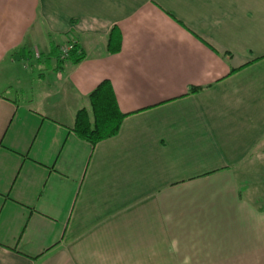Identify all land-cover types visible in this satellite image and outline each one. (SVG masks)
Listing matches in <instances>:
<instances>
[{"label": "crops", "instance_id": "obj_1", "mask_svg": "<svg viewBox=\"0 0 264 264\" xmlns=\"http://www.w3.org/2000/svg\"><path fill=\"white\" fill-rule=\"evenodd\" d=\"M262 160L264 0H0V264H264Z\"/></svg>", "mask_w": 264, "mask_h": 264}, {"label": "trees", "instance_id": "obj_2", "mask_svg": "<svg viewBox=\"0 0 264 264\" xmlns=\"http://www.w3.org/2000/svg\"><path fill=\"white\" fill-rule=\"evenodd\" d=\"M109 45L113 54L121 50L122 37L117 30L112 32ZM84 58L85 56L78 47H75L69 57L75 64L80 63ZM241 69L232 70L231 74ZM199 91L201 90L193 88L188 95L196 94ZM89 101L90 111L83 109L76 115L74 132L80 139L95 147L100 142L116 137L128 115L122 113L110 81L102 82L90 95Z\"/></svg>", "mask_w": 264, "mask_h": 264}, {"label": "built area", "instance_id": "obj_3", "mask_svg": "<svg viewBox=\"0 0 264 264\" xmlns=\"http://www.w3.org/2000/svg\"><path fill=\"white\" fill-rule=\"evenodd\" d=\"M76 45L75 44H71V45H68L66 47H64L62 50H61V59L62 60H68L71 53L74 51Z\"/></svg>", "mask_w": 264, "mask_h": 264}, {"label": "rangeland", "instance_id": "obj_4", "mask_svg": "<svg viewBox=\"0 0 264 264\" xmlns=\"http://www.w3.org/2000/svg\"><path fill=\"white\" fill-rule=\"evenodd\" d=\"M60 53H61V51H60ZM255 173L257 175H261L262 177L264 176V160H262V164L261 165L257 166V169H255Z\"/></svg>", "mask_w": 264, "mask_h": 264}]
</instances>
